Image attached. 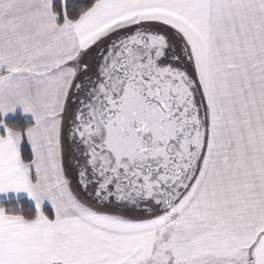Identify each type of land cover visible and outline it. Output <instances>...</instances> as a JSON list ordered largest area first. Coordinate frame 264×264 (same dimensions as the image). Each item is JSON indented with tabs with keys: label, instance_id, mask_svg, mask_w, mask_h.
<instances>
[{
	"label": "snow or ice",
	"instance_id": "snow-or-ice-1",
	"mask_svg": "<svg viewBox=\"0 0 264 264\" xmlns=\"http://www.w3.org/2000/svg\"><path fill=\"white\" fill-rule=\"evenodd\" d=\"M17 107L0 264H264V0H0Z\"/></svg>",
	"mask_w": 264,
	"mask_h": 264
},
{
	"label": "crops",
	"instance_id": "crops-1",
	"mask_svg": "<svg viewBox=\"0 0 264 264\" xmlns=\"http://www.w3.org/2000/svg\"><path fill=\"white\" fill-rule=\"evenodd\" d=\"M18 116L21 117L26 122H31L32 124L34 123L33 116L31 114H25L23 110L19 107H17L14 112H10L7 115L0 114V118L3 119L4 121L13 120ZM4 134H6L5 128L0 127V135H4ZM11 201L14 202L26 201L35 209V202L31 200L28 197L27 193L25 192H20V193L8 192L7 194H0V202H11ZM43 208L45 210H48L50 206L48 205L47 202H45Z\"/></svg>",
	"mask_w": 264,
	"mask_h": 264
},
{
	"label": "trees",
	"instance_id": "trees-1",
	"mask_svg": "<svg viewBox=\"0 0 264 264\" xmlns=\"http://www.w3.org/2000/svg\"><path fill=\"white\" fill-rule=\"evenodd\" d=\"M1 119V118H0ZM4 121V120H3ZM4 124L10 127H18V128H26L32 125L31 122L24 121L21 117H16L13 120L4 121ZM0 206H4L5 208L11 209L13 211H22L24 213L34 212V208L26 201L20 202H0Z\"/></svg>",
	"mask_w": 264,
	"mask_h": 264
},
{
	"label": "clouds",
	"instance_id": "clouds-1",
	"mask_svg": "<svg viewBox=\"0 0 264 264\" xmlns=\"http://www.w3.org/2000/svg\"><path fill=\"white\" fill-rule=\"evenodd\" d=\"M13 131H19L18 127H10Z\"/></svg>",
	"mask_w": 264,
	"mask_h": 264
}]
</instances>
